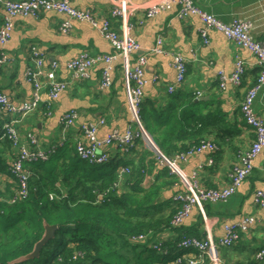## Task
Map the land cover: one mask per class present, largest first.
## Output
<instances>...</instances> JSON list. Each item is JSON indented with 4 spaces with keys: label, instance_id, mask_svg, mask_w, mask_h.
<instances>
[{
    "label": "crops",
    "instance_id": "1",
    "mask_svg": "<svg viewBox=\"0 0 264 264\" xmlns=\"http://www.w3.org/2000/svg\"><path fill=\"white\" fill-rule=\"evenodd\" d=\"M69 1L76 9L91 10L99 22L109 20L114 31L131 36L139 45V50L126 58L117 56L109 65L105 63L94 65L86 80L71 83L70 87L51 103L50 116L44 111L45 106L50 103L45 88L41 92V104L37 112L28 115L19 127L22 142L27 143L24 136L30 130L43 148H48L55 141H61V115L69 111L77 112V120L65 134V142L68 144L66 152L54 155V162H57L63 161L68 156L66 153L74 151L75 143L80 139L78 130L84 123L104 120L97 130L99 139L106 137L112 130L122 132L128 126H134L135 122L128 111L127 73L134 69L139 57L146 56L144 77L147 84L143 94L159 101L164 91L166 92L170 84L175 82L176 71L172 58L173 55L179 54L186 64L185 81L180 88H183V92L196 93L197 98L202 100L192 113L204 116L210 114L216 129L219 116L225 119L227 124H232V128L238 132L233 138L224 139H221L217 132H210L209 137L204 140L219 143L220 150L216 154L202 151L178 161L176 154L173 155L170 159L175 160L174 173L167 167L168 174L173 179L171 183H165L167 186L163 187L162 196L171 199L176 193L182 192L184 189L182 177L189 178L191 174H197L205 188L227 185L229 171L238 153L248 150L254 141V134L250 127L246 126L240 113L243 97L255 84L258 75L256 61L251 53L215 31L208 33L209 43L203 44L199 35L203 27L200 20L194 16L179 19L177 6L146 19L145 10L156 0H129L134 11L122 21L110 15L112 1L121 3L122 0ZM194 3L226 24L236 18L249 21L251 36L264 43V0H194ZM4 15L6 17V12L0 7V25L5 19ZM65 20L67 16L56 12H43L38 18L13 19L12 36L5 45H2L3 47L0 46V54L5 53L12 59L9 67H0V93L11 102L19 104L29 101L27 99L30 98L32 86L24 79V71L31 64L32 47L36 48L44 60L43 71L49 70L50 63L55 61L59 64L56 78L65 82H69L65 64L78 53L82 51H87L91 55L115 53L98 31L87 23L72 21L69 31L63 33L59 26ZM160 36L163 38L161 48L164 53L153 54L152 49L157 37ZM237 58L245 63L241 85L235 87L227 83L220 89L217 72L223 71L227 75L232 73ZM107 66L110 68L112 85L109 89H101L99 84L102 71ZM252 109L254 114L264 121V86L258 90ZM136 146L126 154L118 152L116 145L104 147L103 150L108 152L111 158L116 157L119 162L102 167L91 178L105 180L118 174L121 168L143 163V151ZM210 159L212 164L208 163ZM161 169L156 165L152 167L149 177L145 180V187L153 181L154 183L162 181L158 177ZM4 183L6 187L12 184L11 178L6 174L0 175V187H5ZM257 191L264 193V147L254 161L251 174L232 197L224 203L207 204L202 212L194 208L178 229L165 227V230L154 236L153 241L163 244L172 241L181 233L187 237L203 239L207 231L216 241L224 235L225 224L239 222L246 216H254L255 224L237 243L229 248H217L213 255L205 256V259L206 264H258L254 261V254L264 248V206L257 207L255 203Z\"/></svg>",
    "mask_w": 264,
    "mask_h": 264
},
{
    "label": "trees",
    "instance_id": "2",
    "mask_svg": "<svg viewBox=\"0 0 264 264\" xmlns=\"http://www.w3.org/2000/svg\"><path fill=\"white\" fill-rule=\"evenodd\" d=\"M175 6L177 5L173 7ZM177 17L186 19L180 18L178 11ZM11 64L0 67L7 68ZM30 66L34 67V63L27 67ZM67 79L70 81L69 72ZM183 83L176 85L177 88L172 92H167L166 89L159 101L144 95L139 104L138 114L143 128L168 159L175 154H182V151L187 153L198 148L201 142L209 137L210 132H217L221 139L233 138L238 132L232 128V124H227L225 119L219 116L216 129L210 114L204 116L192 113L202 100L196 99V93L183 92V88H180ZM46 88L49 94L51 86L47 85ZM30 99L31 95L27 100ZM49 100L50 103L44 109L48 116L51 115L53 102L50 97ZM40 104L41 102L33 112L13 125L19 137L18 144L30 152L43 151L46 155L45 159L23 164L24 169L30 172L27 179L28 194L14 204H8V200H5L13 197L17 188V179L9 169L13 161L15 163L18 160L19 149L13 145L14 142L4 128L12 122L13 117L0 110V175L6 174L12 181L11 186L0 187V264H8L11 260L30 253L35 243L41 239L44 222L57 226L54 238L42 247L37 258L18 264H160L171 262L178 257L182 258L180 264H187L186 260L189 258L203 259L201 264H206V259L195 248L180 246L183 239L195 237H187L181 233L172 241L161 243L159 251L154 250L151 245L130 240L132 236L149 231L153 232V240L165 227L178 229L170 227V220L178 209V204L173 198L166 199L162 196V189L167 186L165 183H171L173 178L168 174L166 166L158 164L154 153L148 148L143 150V163L127 167L128 173L123 174L119 185L117 173L105 180L91 178L102 167L111 166L119 160L114 157L99 165L90 164L81 160L74 148L73 152L66 153L67 157L64 155L66 158L63 161L54 162V155L66 152L68 144L65 142V134L76 119L64 132V124L60 123V132L65 134L61 141H55L48 148L41 147L32 130L24 136L27 143L22 142L19 127L28 115L37 112ZM240 113L245 122L241 104ZM78 133L80 134L79 130ZM31 136L36 138L35 144L31 143ZM138 141L140 139H135V145ZM213 142L218 146V150L213 151L216 154L220 146L216 141ZM134 147L130 148L129 152ZM155 165L162 168L158 176L162 181H153L145 187V175H149ZM98 194H102V197L99 198ZM257 207L263 206L257 204ZM5 242L10 243L12 247L8 250L2 248ZM261 250L264 248L259 251Z\"/></svg>",
    "mask_w": 264,
    "mask_h": 264
},
{
    "label": "built area",
    "instance_id": "3",
    "mask_svg": "<svg viewBox=\"0 0 264 264\" xmlns=\"http://www.w3.org/2000/svg\"><path fill=\"white\" fill-rule=\"evenodd\" d=\"M174 5L178 6V16L180 18H188L194 16L200 20L202 23V29L200 30V37L204 44L209 43L208 33L210 31H215L224 35L227 39L233 41L235 44L245 49L251 53L256 59V66L260 69L257 75V83L251 87L246 93L244 100L241 103V112L244 120L247 124L251 125L256 132V139H254L250 148L244 152L238 153V162L230 169L228 174L229 182L223 187L217 188H205L202 186L198 179L193 175L191 183L189 185H184L183 191L176 193L173 196V201L178 204V209L174 213L170 221V227H179L182 222L190 215L194 208H197L202 212V208L206 203H224L230 196L237 191L241 184L250 175L253 168V160L255 156L260 152L264 146V121L257 118L251 109V104L260 89L264 85V43L255 40L250 34L251 24L249 21L242 19H233L231 23L226 24L219 21L216 17L211 14L204 12L200 9L193 0H157L152 5H150L145 10V18L149 19L155 15L170 10ZM0 7L6 12V17L2 24L0 25V45H5L10 39V31H13V19L19 18H38L43 12H56L67 16L61 24V31L66 32L71 26V21L80 22H91L92 17L89 11H79L75 9L69 0H0ZM134 11L133 7L130 5L129 0H122L121 3L113 4L111 9V16L123 18L127 14H131ZM86 22V23H87ZM95 25V24H94ZM96 26V25H95ZM99 29V28H97ZM100 35L106 40L111 48L115 51V56L109 55H96L90 57L88 53L84 52L77 59L67 62L66 69L70 73V81H80L86 80L89 77V72L92 67L98 63H105L109 65L111 60L115 59L118 55H123L124 58L128 57L135 51L139 50V45L136 41L132 40L130 37H119L112 29L108 22H104L99 29ZM156 42L159 44L163 42V38L157 37ZM153 54H163L162 48L152 49ZM31 54V64L34 63V69L27 67L24 72V79L32 86L31 99L27 102H23L19 105H14L8 97L0 93V108L8 113L13 120L10 124L4 126L9 138L14 142V146L19 149V158L10 167V173L17 179V188L15 189V195L7 198L8 204H14L16 201L23 199L28 194L27 179L30 176L29 170H25L23 164L25 162H31L38 159H45V152H30L23 145L18 144V134L13 126L19 123L20 120L27 114L33 112L37 107V102L40 98V91L42 89L41 80L46 79L47 85L51 86L50 93L48 94L51 101H55L60 93L66 90L67 83L64 81L56 80V70L58 68V63L53 61L50 63L49 70L41 71L40 67L44 66V60L36 48L32 47L30 49ZM146 56L139 57L135 62V67L127 73V80L130 84V91H128V98L133 94V99L128 100V110L131 117L137 127L128 126L124 131L119 132L118 130H112L106 137L99 139L97 137L98 127L103 124V120L100 119L96 122L84 123L80 126V139L76 142V153L81 160H84L90 164L99 165L105 163L111 159V155L103 150L104 147L109 145H116L118 152L126 154L129 149L136 146L135 139H140L145 147V141L149 144L152 149L156 147L150 135L143 128L138 110L139 104L142 101L141 88L145 85L144 80V67L146 64ZM173 67L176 71L175 84L168 87V91L172 92L177 88L176 85H180L185 78V63L179 54L173 55ZM9 57L5 53L0 54V66L11 64ZM244 61L241 59H236L234 63V70L229 75L226 76L223 71L217 72L218 85L220 89L224 88L227 83L232 84L235 87H239L245 73ZM101 87L108 89L112 85V79L110 78V68L107 66L102 71ZM134 86L135 90L132 89ZM108 87V88H107ZM78 115L75 111H69L64 113L60 123L64 124V130L71 124L74 120H77ZM75 120V121H76ZM62 132V137L65 133ZM61 137V138H62ZM31 143L35 144L36 139L30 137ZM148 148L149 147H145ZM16 148H14L15 150ZM149 149V150H150ZM218 150V146L209 140H203L198 148L191 149L187 153H182L176 155V160H184L188 155H195L202 151H207L213 153V151ZM151 151V150H150ZM215 153V152H214ZM156 160L159 165H165L170 169L171 173H174L175 160L166 158L162 153H154ZM210 164L212 160L208 161ZM127 167L121 168L117 174V183L120 184L123 174H127ZM98 197H102V194H98ZM52 198V195H50ZM255 202L260 206H264V193L257 191L255 194ZM254 216H246L241 219V221L236 223H227L223 226L224 236L219 240L214 241L211 239L210 232L207 231L204 241H198L194 238L183 239L180 246L193 247L200 255L205 258V256L213 255L217 248L226 247L229 248L237 243L242 232H245L247 228L249 229L255 224ZM153 232L149 231L146 234H139L130 237L131 241L140 242L144 244L151 245L154 250L159 251L162 244L156 243L152 240ZM211 237V238H210ZM214 241V242H213ZM255 261L258 264H264V250L255 253ZM182 258L178 257L171 262H161L160 264H180ZM203 259H193L189 258L186 260L187 264H201ZM235 264V263H232Z\"/></svg>",
    "mask_w": 264,
    "mask_h": 264
},
{
    "label": "bare ground",
    "instance_id": "4",
    "mask_svg": "<svg viewBox=\"0 0 264 264\" xmlns=\"http://www.w3.org/2000/svg\"><path fill=\"white\" fill-rule=\"evenodd\" d=\"M17 1H22V0H17ZM194 1V0H193ZM130 5H131V3H130ZM84 11H89L90 13H91V17H92V20H91V22H87L90 26H92L93 28H95V29H97V28H101V26L103 25V23L104 22H108L109 23V25L111 26V22H109V20H102L101 22H99V20L94 16V14H93V12L91 11V10H84ZM205 12V11H204ZM207 13V12H206ZM111 15V14H110ZM4 17H5V15H4ZM112 17V16H111ZM112 18H114V19H118V17H112ZM219 20V19H218ZM220 21V20H219ZM96 26H95V25ZM59 29H60V27H59ZM69 29H70V27L67 29V31L66 32H68L69 31ZM99 29H97V31H98V33H99ZM60 31H61V29H60ZM112 31H114V29L112 28ZM10 36H12V32L10 31V34H9ZM99 35H100V33H99ZM101 36V35H100ZM126 36H128V37H130L132 40H134L131 36H129V35H126ZM102 37V36H101ZM103 38V37H102ZM160 38H162L161 36H160ZM106 41V40H105ZM135 41V40H134ZM203 43V42H202ZM204 44V43H203ZM161 45H162V42H160L159 44L156 42V44H155V46H154V48L153 49H155V48H161ZM205 45H207V44H205ZM84 52H86V53H88V55L90 56V57H93L94 58V55H91L89 52H87V51H82V52H80V53H78L73 59H71V60H69V61H73V60H75V59H77L78 57H80V55L82 54V53H84ZM252 55V54H251ZM253 56V55H252ZM254 57V56H253ZM255 59V58H254ZM255 61H256V59H255ZM257 62V61H256ZM243 65L245 66V63H243ZM35 68V67H34ZM34 68H32V69H34ZM258 68V67H257ZM40 70L41 71H43V67L41 66L40 67ZM259 68H258V72H259ZM185 73H186V70H185ZM231 74V73H230ZM229 74V75H230ZM226 76H229V75H227V74H225ZM243 77V76H242ZM146 82V84H147V80L146 79H144ZM175 80H176V78H175ZM185 80L183 79V82H184ZM75 82H76V80H75ZM256 83H257V79H256V82H255V84L254 85H256ZM175 84V82L173 83V84H170V86H172V85H174ZM219 86V85H218ZM99 87L101 88V89H106V88H103V87H101V84H99ZM110 87V86H109ZM144 87H145V85H143L142 86V88H141V97H140V99L141 100H143V98H144V94H143V89H144ZM108 88V87H107ZM219 88H220V86H219ZM167 92H169L168 90H167ZM196 99H198L197 97H196ZM39 102H41V97L39 98V100H38V102H37V104L39 103ZM254 102V101H253ZM253 102H252V104H251V109H252V105H253ZM23 103V102H22ZM12 104H14V105H19V104H21V103H19V104H15V103H12ZM0 110L2 111V112H4V113H6L5 111H3L1 108H0ZM252 112H253V109H252ZM245 123H246V125L247 126H249L250 127V130L252 131V133L254 134V139H256V132H255V130H254V128L251 126V125H249V124H247V122L245 121ZM151 153H161L160 152V150L158 149V147H153L152 149H151ZM261 152H259L256 156H255V158H254V160H253V162L255 161V159L257 158V156L260 154ZM192 155H190V157H191ZM238 162V156H237V158L235 159V161L233 162V164H232V167H231V169L233 168V166L236 164ZM147 177H149L148 175H145V180H146V178ZM150 180H152V178L150 177ZM234 195V193L230 196V197H232ZM253 226V225H252ZM249 229L247 228V230L245 231V232H242L243 234L244 233H246L247 231H248ZM224 236V235H223ZM222 236V237H223ZM221 237V238H222ZM211 238V237H210ZM194 239H197V238H194ZM205 239H207V238H203V239H197L198 241H204ZM212 239V238H211ZM220 239V238H219ZM218 239V240H219ZM214 242V241H213ZM256 255V254H255ZM255 255H254V259H255Z\"/></svg>",
    "mask_w": 264,
    "mask_h": 264
},
{
    "label": "water",
    "instance_id": "5",
    "mask_svg": "<svg viewBox=\"0 0 264 264\" xmlns=\"http://www.w3.org/2000/svg\"><path fill=\"white\" fill-rule=\"evenodd\" d=\"M112 9V8H111ZM110 14H111V10H110ZM1 47H3L2 45H0ZM147 59V58H146ZM9 60L12 62V59L9 58ZM147 61V60H146ZM66 67V64H65ZM41 95V93H40ZM129 111V110H128ZM130 113V112H129ZM131 115V114H130ZM61 137H62V133H61ZM35 138V137H34ZM36 139V138H35ZM142 142V141H141ZM143 144V142H142ZM137 145V144H136ZM144 145V144H143ZM157 147V146H156ZM161 166H165V165H161ZM167 167V166H166ZM170 170V169H169ZM194 175V174H193ZM195 177L198 179L197 174H195ZM199 181V179H198ZM199 183L201 184V182L199 181ZM43 228H44V232L41 236V239L35 243L32 251L24 256H20L18 258H15L13 260H11L8 264H18L30 259H34L37 258L39 256L40 250L42 249V247L51 239L54 238L55 232L57 230V226L56 225H49L46 222L43 223Z\"/></svg>",
    "mask_w": 264,
    "mask_h": 264
},
{
    "label": "rangeland",
    "instance_id": "6",
    "mask_svg": "<svg viewBox=\"0 0 264 264\" xmlns=\"http://www.w3.org/2000/svg\"><path fill=\"white\" fill-rule=\"evenodd\" d=\"M157 1V0H156ZM155 1V2H156ZM112 4H116V2H113L112 1ZM76 9V8H75ZM77 10H79V9H77ZM79 11H84V10H79ZM128 16H130V14H127V15H125L123 18H119V19H121L122 21H125V18L126 17H128ZM74 21H76V20H74ZM72 22V21H71ZM71 22H70V25H71ZM77 22H80V21H77ZM63 23V22H62ZM61 23V24H62ZM84 23H86V22H84ZM61 24H60V28H61ZM88 24V23H87ZM92 27V26H91ZM93 29H95V28H93ZM110 29H112V27L110 26ZM128 29H130V27H128ZM96 31H97V29H95ZM119 37H125L126 35L125 34H118L116 31H114ZM64 33V32H63ZM104 55H109V56H115V54H104ZM119 57H123L124 58V56L123 55H118ZM114 60V59H113ZM113 60H111V62L113 61ZM110 62V63H111ZM74 82V81H73ZM73 82H66L67 83V88H66V90L70 87V85H71V83H73ZM46 83H47V80L46 79H42L41 80V85H42V89H41V91H43L45 88H46ZM126 85H127V88H128V91H130V84H129V82H128V80H127V83H126ZM132 89H134L135 90V88H134V86H132ZM32 91V90H31ZM133 94L131 95V97L130 98H128V100H130L131 101V98L133 99ZM130 118V117H129ZM145 141V147H149V149L151 148L150 146H149V144L147 143V141L146 140H144ZM136 147H138V148H140L142 151L143 150H146V148L144 147V145L142 144V142L141 141H138L137 142V146ZM151 150V149H150ZM174 164H171V166H173ZM183 178V182H184V185H189L191 182L189 181V180H192V178H193V174H191L190 175V177L189 178H184V177H182ZM5 184V186H6V183H4ZM2 187V186H1ZM207 204H210V203H206L205 205H207ZM204 205V206H205ZM204 206H203V208H204ZM203 208H202V211H203ZM171 221V220H170ZM12 247V245L10 244V243H8V242H5L4 244H2V248H4V249H10Z\"/></svg>",
    "mask_w": 264,
    "mask_h": 264
}]
</instances>
